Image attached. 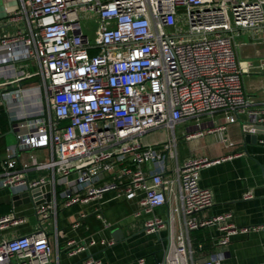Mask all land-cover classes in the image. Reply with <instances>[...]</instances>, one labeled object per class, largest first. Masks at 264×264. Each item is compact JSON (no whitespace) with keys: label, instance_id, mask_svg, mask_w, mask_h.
Instances as JSON below:
<instances>
[{"label":"built area","instance_id":"1","mask_svg":"<svg viewBox=\"0 0 264 264\" xmlns=\"http://www.w3.org/2000/svg\"><path fill=\"white\" fill-rule=\"evenodd\" d=\"M15 1L11 20L24 21L25 29L0 38V111L8 116L16 145L3 149L0 189L17 194L49 185L48 199L31 195L34 215L46 220L59 207L101 199L107 192L136 200V216L151 214L176 198L177 186L180 206H170L165 220L148 219L145 231L167 229V264H188L187 257L191 264H222V256L193 259L190 233L212 228L213 245L224 248L249 229L237 230L231 213L198 217L213 204L212 191L200 186V170L209 163L194 158L177 163L176 127L193 122L184 135L189 140L220 136L240 122L264 148V107H254L244 90L231 34L235 29L264 33V0ZM81 12L97 18L92 43L81 28ZM27 61L34 62L35 72L16 66ZM31 78L34 83L23 84ZM157 129L167 139L141 142ZM33 149H48L51 159L21 163L19 154ZM33 172L46 175L29 178ZM178 213L181 232L175 230ZM23 222L13 212L2 214L0 230ZM96 243L71 240L67 247L75 255ZM52 257L43 230L0 242V264H52Z\"/></svg>","mask_w":264,"mask_h":264},{"label":"crops","instance_id":"2","mask_svg":"<svg viewBox=\"0 0 264 264\" xmlns=\"http://www.w3.org/2000/svg\"><path fill=\"white\" fill-rule=\"evenodd\" d=\"M16 8L15 0H0V38L25 29L24 21L11 20ZM231 34L234 37L236 60L243 71L244 90L254 107H264V33L260 29H235ZM32 63L27 61L16 66L29 74L33 73L32 68L37 69ZM35 80L31 78L23 84H31ZM218 119L214 117L213 122ZM245 120L243 118L241 122L245 123ZM192 125L193 122H187L177 126L180 137L177 139L176 135V150L179 165L191 158L205 159L209 163L200 170V186L212 191L213 204L199 213L198 217L202 219L231 213L230 223L237 230L249 229L247 233L238 232L232 236L224 248L213 245L216 232L212 228L191 232L190 238L196 249L193 259L222 256V264H264V148L246 138L248 133L240 122L228 125L220 136L218 133H207L186 140L185 131L192 130ZM8 132H11L10 124L6 132L0 135V167L3 149L6 147L2 139ZM167 137L164 130L157 129L142 136L141 142L153 145ZM50 159L51 152L48 149L27 150L19 154V161L23 164ZM144 168L147 169V166ZM42 173L44 175L28 173V177L46 175ZM169 176L174 177L172 174ZM49 190L43 188L38 194L47 199ZM174 192L176 198L171 196L169 199L167 195V205L153 210L151 214L141 212L136 216V200H125L117 196L118 192H107L101 199L67 208L59 207L55 217L40 220L34 215V205L28 191L14 194L9 189H0V215L13 212L24 219L20 225L0 230V242L43 230L53 247L52 264H84L87 260L99 264H167V229L148 233L145 231V222L153 217L165 220L170 206H180L177 186H174ZM246 194L251 197L244 198ZM57 200L61 202L59 197ZM75 222H79L78 228H73ZM115 229L122 234L119 242H115L111 235ZM175 230H182L181 213L175 216ZM71 240L78 245H87L89 240L97 243L89 246L85 252L70 255L67 243ZM101 240L110 245H101ZM198 245L202 246L199 251ZM187 263L191 264L189 257Z\"/></svg>","mask_w":264,"mask_h":264},{"label":"rangeland","instance_id":"3","mask_svg":"<svg viewBox=\"0 0 264 264\" xmlns=\"http://www.w3.org/2000/svg\"><path fill=\"white\" fill-rule=\"evenodd\" d=\"M16 10H18V8H16ZM79 21L81 24V28L83 30V33L85 36H87L90 40V43L93 42V38H94V31L97 28L98 25V21L96 16L89 14V13H80L79 14ZM180 33L181 34H185L186 33V28L185 25L183 23L180 24ZM171 33V31H170ZM29 63L31 65H33L32 61H29ZM30 70V68H29ZM36 71L35 68L31 69V72ZM176 135H177V139L180 137L179 135V128L176 127ZM2 143H4V146L8 147V146H13L16 143V139L13 133L8 132L3 136L2 139ZM39 175H44V173H40Z\"/></svg>","mask_w":264,"mask_h":264},{"label":"water","instance_id":"4","mask_svg":"<svg viewBox=\"0 0 264 264\" xmlns=\"http://www.w3.org/2000/svg\"><path fill=\"white\" fill-rule=\"evenodd\" d=\"M244 130H245L246 132H249V127H248V126H245V127H244ZM246 138H250V139H252L253 142H255V140H256V136H254V135H250V134H247ZM44 189L48 190V189H49V185H46V186L44 187ZM41 190H43V188H42ZM41 190L36 189V190H32V191L29 192V193H30V195H33V196H34V195L38 194L39 191H41ZM47 197L49 198L48 195H47ZM48 198H47V199H48ZM36 203H37V204H41V203H42V200H39V201H37ZM111 235H112V237H113V239H114L115 242H119V241L122 240V234H121V232H120L118 229L113 230V231L111 232Z\"/></svg>","mask_w":264,"mask_h":264},{"label":"trees","instance_id":"5","mask_svg":"<svg viewBox=\"0 0 264 264\" xmlns=\"http://www.w3.org/2000/svg\"><path fill=\"white\" fill-rule=\"evenodd\" d=\"M8 116L3 111H0V135L4 134L8 128Z\"/></svg>","mask_w":264,"mask_h":264}]
</instances>
